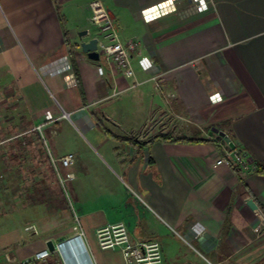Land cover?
<instances>
[{
  "label": "crops",
  "instance_id": "obj_1",
  "mask_svg": "<svg viewBox=\"0 0 264 264\" xmlns=\"http://www.w3.org/2000/svg\"><path fill=\"white\" fill-rule=\"evenodd\" d=\"M96 1L122 41L139 44L133 77L81 50L97 36L79 38ZM207 2L200 10L188 0H0L8 129L0 159L19 169L18 178L4 180L0 249L25 243L1 264H39L32 260L49 241L61 246L50 257L55 264L124 262L96 240L98 229L121 222L133 241L158 242L163 264L173 238L216 258L226 249L217 264H264V0ZM130 92L127 110L118 97ZM73 126L84 146L57 159L75 155L73 170L61 163L73 175L68 204L44 149L48 140L80 139ZM159 134L185 141L147 143ZM223 140L259 170L217 165Z\"/></svg>",
  "mask_w": 264,
  "mask_h": 264
},
{
  "label": "built area",
  "instance_id": "obj_2",
  "mask_svg": "<svg viewBox=\"0 0 264 264\" xmlns=\"http://www.w3.org/2000/svg\"><path fill=\"white\" fill-rule=\"evenodd\" d=\"M194 1L200 10L208 8L207 0ZM91 22L99 30L97 39V52L100 58L111 63L114 68L124 73L127 77H133L132 53L138 49V43L129 41L124 43L121 39L117 22L104 6L96 1L90 5ZM225 154L217 158V165H226L230 168H238L244 172L251 173L257 170L256 164L251 161L249 155L240 149L233 148L230 143L223 140ZM54 161V160H53ZM57 161H54L56 163ZM63 166L69 168L75 162L74 154H67L60 159ZM73 179V175H68ZM77 225L74 228L77 238L84 243V232L77 218ZM257 232L261 228L256 229ZM96 238L101 250H118L123 256L125 264H163V252L161 245L155 241H133L130 238L127 226L124 223H117L100 228L96 232ZM55 244V251L60 248ZM54 251V252H55ZM49 249L37 253L32 263L46 264L53 255ZM56 264H63L57 262ZM211 264V263H207Z\"/></svg>",
  "mask_w": 264,
  "mask_h": 264
},
{
  "label": "rangeland",
  "instance_id": "obj_3",
  "mask_svg": "<svg viewBox=\"0 0 264 264\" xmlns=\"http://www.w3.org/2000/svg\"><path fill=\"white\" fill-rule=\"evenodd\" d=\"M68 29H70L69 26H68ZM86 30L89 31V36H93V35L98 36L99 34V30L91 22V17H90V21L87 22ZM103 59L104 58H101V62L103 61ZM132 94L133 93L130 92V94L128 93L125 95H120V97H118V98L123 99L127 110L128 109L132 110L133 108V101L131 97ZM113 100L115 101L117 100L115 96L113 97ZM113 106H116V104ZM5 116H6V113H4L3 108L0 107V145L4 144L8 139V138H5L4 136V134L8 130L5 125L6 123ZM73 127L78 133V135L80 136L79 137L80 139L78 140L76 138L72 139L73 140L72 144H70L69 142H66L65 144L62 145L61 143H58V140L60 139H55L56 143L53 141L50 142L49 140L48 142H46L47 144L44 143L45 144L44 162L48 165L49 171L51 172L50 177L51 179L54 180V184H55L54 188L56 192L58 193V195L63 197L64 201L68 204L70 203V196H71L69 192V181H67L69 180L67 176V170L69 169H64L61 163H57V162L54 163V161H57V159L60 158V155H62L60 153L62 151L67 150V149L68 150L76 149L79 146L80 147L84 146V143H82L83 142L82 140H84L82 134L78 132L79 130L77 127L75 126ZM114 130L117 131V129H114ZM70 138H73V136H71ZM0 156L4 157V154L0 153ZM2 157L0 159V209L1 210L4 207L3 199L5 195V189L7 188V185L4 183V180H6L7 177L8 179L10 177L12 179H16L19 177L18 166L12 165V168H11L10 164L5 165V163H3ZM74 166L75 165L70 167V169L72 168L71 170H73ZM16 182H18V180ZM15 187H16V190L18 191V184H16ZM22 227H25V226H22ZM171 237L173 238V235H171ZM172 240L173 242L170 248H165V247L163 248V251L165 252V257H166V264H207L208 263L207 260L211 263L217 264L219 263V261H222L224 256H226V253H225L226 249H223L220 252L219 257L216 258L202 251L201 248L195 242L191 240L183 241L178 238H175V239L173 238ZM97 245H98V242H97ZM23 247H25V243L17 244L8 250L0 249V262L2 263V261H4L7 256H11L15 250H17L18 248L22 249ZM115 260H116L115 261L116 264H124L120 256L115 258ZM48 263L49 264L53 263L52 258L48 259ZM230 264H232V262H230Z\"/></svg>",
  "mask_w": 264,
  "mask_h": 264
},
{
  "label": "water",
  "instance_id": "obj_4",
  "mask_svg": "<svg viewBox=\"0 0 264 264\" xmlns=\"http://www.w3.org/2000/svg\"><path fill=\"white\" fill-rule=\"evenodd\" d=\"M88 34H89L88 30L82 31L79 33V38L82 40ZM81 50L84 54L87 55V57L90 60L96 61V62L100 61V55L97 52V39L96 38H93L88 42H82L81 43ZM215 133H217V131H215ZM227 141H228V138H227ZM232 147H234V146L232 145ZM247 202L251 203V200H247ZM47 246L51 252L55 251V243L54 242L49 241Z\"/></svg>",
  "mask_w": 264,
  "mask_h": 264
},
{
  "label": "trees",
  "instance_id": "obj_5",
  "mask_svg": "<svg viewBox=\"0 0 264 264\" xmlns=\"http://www.w3.org/2000/svg\"><path fill=\"white\" fill-rule=\"evenodd\" d=\"M55 3H56V1L57 0H53ZM161 140V141H164V142H181V141H185V139H183V138H180V139H174L173 137H172V135L171 134H159V135H157V136H155L154 138H152V139H150L149 140V142H147V143H151L152 141H154V140ZM137 137L136 136H134L133 138H132V141L134 142V143H136L137 142ZM195 143H209V142H211L210 140H204V139H198V140H196V141H194ZM140 144H145L144 142L143 143H140ZM12 156L13 157H17L15 154H12ZM259 168L260 167H257V169L259 170ZM260 171H263L262 169H260ZM263 212H264V210H263ZM30 264V263H29ZM51 264V263H50ZM52 264H55V263H52Z\"/></svg>",
  "mask_w": 264,
  "mask_h": 264
},
{
  "label": "bare ground",
  "instance_id": "obj_6",
  "mask_svg": "<svg viewBox=\"0 0 264 264\" xmlns=\"http://www.w3.org/2000/svg\"><path fill=\"white\" fill-rule=\"evenodd\" d=\"M74 258H75V256H74ZM77 260V259H76Z\"/></svg>",
  "mask_w": 264,
  "mask_h": 264
}]
</instances>
